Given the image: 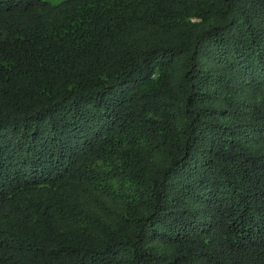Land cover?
Returning <instances> with one entry per match:
<instances>
[{
    "label": "trees",
    "instance_id": "obj_1",
    "mask_svg": "<svg viewBox=\"0 0 264 264\" xmlns=\"http://www.w3.org/2000/svg\"><path fill=\"white\" fill-rule=\"evenodd\" d=\"M0 264H264V0H0Z\"/></svg>",
    "mask_w": 264,
    "mask_h": 264
}]
</instances>
